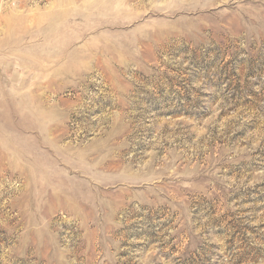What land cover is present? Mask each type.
I'll list each match as a JSON object with an SVG mask.
<instances>
[{
	"label": "rangeland",
	"instance_id": "obj_1",
	"mask_svg": "<svg viewBox=\"0 0 264 264\" xmlns=\"http://www.w3.org/2000/svg\"><path fill=\"white\" fill-rule=\"evenodd\" d=\"M0 264H264V0H0Z\"/></svg>",
	"mask_w": 264,
	"mask_h": 264
}]
</instances>
